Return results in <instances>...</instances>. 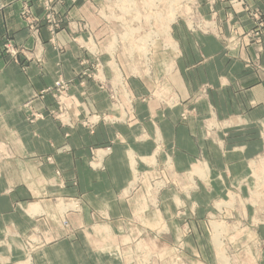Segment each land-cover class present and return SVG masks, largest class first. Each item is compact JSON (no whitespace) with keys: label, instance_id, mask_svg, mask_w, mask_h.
Listing matches in <instances>:
<instances>
[{"label":"rangeland","instance_id":"1","mask_svg":"<svg viewBox=\"0 0 264 264\" xmlns=\"http://www.w3.org/2000/svg\"><path fill=\"white\" fill-rule=\"evenodd\" d=\"M52 1L54 23L47 22L41 11L29 18L38 22L27 23L21 12L36 43L34 51L40 49L37 37L41 28L46 27L51 37L65 29L81 51V70L72 79L58 78L39 93V98L50 95L55 109H31L28 121L51 117L65 129L80 128L89 136L100 127L124 128L139 135L140 142L150 143L152 150L146 157L128 151L130 182L118 197L128 211L125 215H112L111 207L110 212L97 210L81 194L49 197L58 221L53 224L46 214H37L34 226L14 237L8 232L13 226L8 225L0 240V249H6L5 257L0 252V264H49L47 247L65 241V237L78 240V223L72 227L68 217L84 212L90 217L82 234L91 250L84 256L86 264L106 257L116 258L119 264H264V122L250 128L243 114L220 118L208 103L203 116L196 105H184L177 72L183 52L173 37V26L178 24L190 34L214 37L224 56L250 49L252 56L244 58V67L257 81H264V19L260 11L250 8L246 0H84L77 8L80 12L72 15L66 2L65 14L57 9L64 0ZM237 1L252 22L248 30L231 24L230 13L223 20L218 16V7ZM245 8L260 14L262 27L255 25L258 14ZM7 45L3 53L16 61L18 52L10 47L16 53L14 58ZM35 60L41 62L38 57ZM77 85L84 87L78 96L73 93ZM211 89L208 84L200 85L189 100L208 102ZM95 104L108 107L81 110L82 105ZM177 108H181L178 125L189 129L195 119L200 124L204 139L200 147L209 154L212 167L199 153L191 158L186 171L175 168V144L164 139L159 119H167L171 126ZM145 113L147 118L142 115ZM120 131L113 139L89 148L87 169L91 173L105 172L113 148L126 143L125 130ZM227 157L229 167L238 170L224 167L213 176L212 169L225 165L220 162ZM43 161L52 164L50 157ZM47 183L60 189L67 186L57 169ZM69 183L77 185L75 179ZM16 209L23 211L20 204ZM108 227H112L111 234L102 230ZM10 238L17 242L15 252Z\"/></svg>","mask_w":264,"mask_h":264},{"label":"crops","instance_id":"2","mask_svg":"<svg viewBox=\"0 0 264 264\" xmlns=\"http://www.w3.org/2000/svg\"><path fill=\"white\" fill-rule=\"evenodd\" d=\"M65 2L72 15H76L80 12H77V8L82 6L84 0H64L62 7H57L64 14ZM235 3L228 7H218V16L223 20L230 13L231 24L237 23L240 30H248L252 22L242 12L238 1ZM26 4L32 15L41 14L37 9V0H0V240L8 225L13 226V230L8 229L13 237L14 234H25L34 226L35 215L40 213L46 214L55 224L58 216L53 211L49 197L81 194L97 210L109 211L111 207L112 215H125L128 211L118 197L130 182L128 151L134 150L133 153L138 156L146 157L152 150L150 143L140 142L139 135L128 133L124 128L100 127L93 136H89L80 128L67 130L51 117L36 120L34 123L28 121L31 109L39 112L55 109L50 95H43L41 98L38 95L52 87L60 77L64 80L72 79L81 70L79 64L82 54L78 46L71 42L65 29L57 31L51 37L46 27L40 29L37 37L40 49L34 51L36 43L33 35L21 19V11ZM246 4L250 8L258 9L264 19V0H246ZM84 9L85 7L82 10ZM223 29L226 30L225 25ZM173 37L183 52L177 61V72L180 95L186 101L184 105H196V110L203 116L208 103L213 105L220 118L243 114L250 128L264 122V81H257L243 63L246 56H252L250 49L240 54L224 56L220 43L214 37L190 34L184 26L178 24L173 26ZM7 43L18 52L16 61L7 59L3 53V46ZM35 57L40 58L41 62H36ZM203 84L212 87L208 93V102L190 101L191 96ZM73 90L78 96V93H83L84 87L77 85ZM107 107L108 105L101 104L82 105L81 110L101 111ZM180 111L181 108L173 111L171 126L167 119H159V128L162 129L164 139L175 144V168L186 171L191 158L199 153L204 155L212 167L209 154H204L200 147L204 141L200 124L195 119L191 121L189 129L178 125ZM142 115L147 118L146 113ZM165 128L169 130V137ZM120 130H125L126 143L113 148L111 156L106 160L105 172L91 173L87 169L89 148L94 143L113 139L115 132ZM250 148L248 145V150ZM257 148L255 146V150ZM46 157L52 158V164H45L43 159ZM227 159L220 162L225 161V165L212 169L213 176L224 167L232 172L238 170L229 167ZM235 163L233 166H236ZM56 169L62 173V179L67 183L65 189L56 187L54 183H47L54 177ZM74 179L76 186L69 183ZM16 204L22 205L23 211L16 209ZM68 218L72 227L75 222L78 223V230L73 229L77 230L78 240L70 241V237H65V241L48 246L45 252L50 260L49 264H86L84 256L91 254L82 238L90 225L88 213L71 215ZM111 228L102 230L111 234ZM13 243L15 252V239ZM0 252L1 257H5L4 247H1ZM98 262L119 264L116 258L109 257L97 260L96 264Z\"/></svg>","mask_w":264,"mask_h":264},{"label":"built area","instance_id":"3","mask_svg":"<svg viewBox=\"0 0 264 264\" xmlns=\"http://www.w3.org/2000/svg\"><path fill=\"white\" fill-rule=\"evenodd\" d=\"M52 5H53V1L52 0H39L38 1V4H37V9L42 12V15L44 14L46 16L47 22L48 21H51V23H54V20L52 21V19H53V16H52V13H53L52 12ZM245 10L248 11L249 13L258 14L256 16L255 25L257 27H262L263 26L262 25L263 22H262V20L260 18V14L258 12H250L248 8H245ZM21 12L22 13L24 12L26 14V21H27V23H31L33 21H35V22H38L39 21L37 18H34V17L32 18V20H29L30 15H32V13L30 12V7L27 4L23 6ZM7 47H8L7 48V51L9 50L11 52L12 56H14V58H15L16 57L15 56L16 53L13 50H11V48H10L11 46L10 45H7Z\"/></svg>","mask_w":264,"mask_h":264},{"label":"bare ground","instance_id":"4","mask_svg":"<svg viewBox=\"0 0 264 264\" xmlns=\"http://www.w3.org/2000/svg\"><path fill=\"white\" fill-rule=\"evenodd\" d=\"M127 1V0H126ZM131 5V4H130ZM109 51V50H108ZM224 261V260H223Z\"/></svg>","mask_w":264,"mask_h":264}]
</instances>
